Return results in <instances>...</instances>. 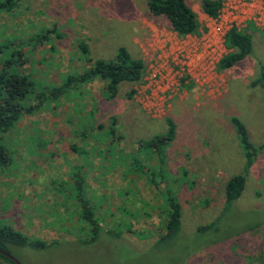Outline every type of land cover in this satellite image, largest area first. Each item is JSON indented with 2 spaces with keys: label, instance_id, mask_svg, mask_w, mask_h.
<instances>
[{
  "label": "rangeland",
  "instance_id": "1",
  "mask_svg": "<svg viewBox=\"0 0 264 264\" xmlns=\"http://www.w3.org/2000/svg\"><path fill=\"white\" fill-rule=\"evenodd\" d=\"M186 2L197 18L186 35L152 15L147 0H21L0 12V69L11 59L8 70L37 89L88 66L81 44L93 59H113L123 46L143 61L141 79L120 83L115 96L95 77L4 133L0 228L46 243L11 245L22 264H264V85L252 83L264 66V0H221L217 18L201 0ZM232 26L252 36L253 48L221 69ZM232 116L258 148L249 166ZM167 117L175 136L159 174L155 149L138 141L164 134ZM76 170L103 230L91 243H82L90 227L78 221ZM241 173L244 189L226 206L224 184ZM165 189L181 204L182 228L162 249L155 242ZM211 223L216 229L197 230ZM0 264L12 263L0 257Z\"/></svg>",
  "mask_w": 264,
  "mask_h": 264
},
{
  "label": "trees",
  "instance_id": "2",
  "mask_svg": "<svg viewBox=\"0 0 264 264\" xmlns=\"http://www.w3.org/2000/svg\"><path fill=\"white\" fill-rule=\"evenodd\" d=\"M20 1L21 0H0V12L15 8ZM200 4L206 15L211 18L218 17L222 6L221 0H201ZM147 8L154 16L165 17L172 28L180 35L193 32L197 26L196 14L186 0H147ZM43 37L44 36H40L37 39H31L35 41ZM224 42L226 48L230 51L219 60L218 66L221 69L232 67L248 56L253 48L252 36L234 26L226 30ZM80 48L84 60L89 62L88 66L82 70H76L72 72V74L70 73L61 83L51 84L46 87L47 90H43V88L37 89L34 81H32L28 75L8 70L12 63L11 59L4 61L0 69V166H5L9 163V156L3 144L2 137L4 133L16 126V123L21 117L31 115L41 110L48 102L57 101L61 97L72 95L71 90L73 88L79 84H87L95 77H99L105 81V93L110 97L117 94L120 83H134L141 79L143 61L140 58L133 57L125 47L120 46L117 49L115 57L110 60L102 58L93 59L89 57V51L85 44H81ZM252 83L264 85V66L262 67L260 76ZM134 92V89H130L128 96L131 97ZM230 121L243 148L245 164L249 166L252 164L258 148L251 142L247 127L239 118L232 116ZM166 123L168 128L164 134H157L149 139L138 141V146L140 147L155 149L154 151L160 162L159 174L163 172L162 164L164 161L165 147L175 136L174 122L171 118L167 117ZM111 131H114L112 126L108 129L107 133H112ZM151 175V181L155 186H158V181L155 180L154 173ZM84 177V174L80 171L76 170L75 173H73V184L74 186L76 185L80 193L81 201L79 205L80 212L78 214V221L90 227V235L82 243H91L98 239L102 228L94 207L81 196L84 192ZM244 185L245 176L242 173L233 175L226 180L224 184L226 206L241 195ZM163 196V211L166 212V216L163 219L162 228L159 232L160 234L155 242V245L162 249L173 244L182 228L181 204L170 190L165 189L163 191ZM211 229H216L214 223L199 226L197 230L206 231ZM112 231L114 230L107 229V232H109L108 236L112 234ZM11 245H28L40 248L45 247L46 243L43 241H29L22 232L14 228H0V249L9 252ZM0 257L15 264L1 253Z\"/></svg>",
  "mask_w": 264,
  "mask_h": 264
},
{
  "label": "water",
  "instance_id": "3",
  "mask_svg": "<svg viewBox=\"0 0 264 264\" xmlns=\"http://www.w3.org/2000/svg\"><path fill=\"white\" fill-rule=\"evenodd\" d=\"M0 253L12 260L15 264H22L20 261H18L14 256H12L9 252L0 249Z\"/></svg>",
  "mask_w": 264,
  "mask_h": 264
},
{
  "label": "built area",
  "instance_id": "4",
  "mask_svg": "<svg viewBox=\"0 0 264 264\" xmlns=\"http://www.w3.org/2000/svg\"><path fill=\"white\" fill-rule=\"evenodd\" d=\"M226 32V31H225Z\"/></svg>",
  "mask_w": 264,
  "mask_h": 264
}]
</instances>
